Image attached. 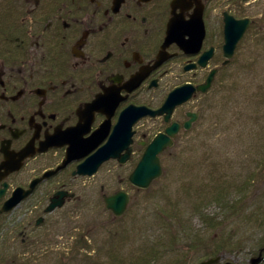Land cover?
<instances>
[{
	"label": "flooded vegetation",
	"instance_id": "obj_1",
	"mask_svg": "<svg viewBox=\"0 0 264 264\" xmlns=\"http://www.w3.org/2000/svg\"><path fill=\"white\" fill-rule=\"evenodd\" d=\"M254 1L0 0V228L7 223L8 236L20 237L21 245L36 243L35 228L59 208L47 212L51 199L60 192L64 204L76 198L74 181L112 167L118 184L131 185L129 176L157 135L169 136L176 124L174 147L203 130L207 98L228 65L225 16L254 20ZM212 72L209 90L199 91ZM182 88L195 90L187 101L142 117ZM113 135H130L128 147L120 145L119 157L129 151L126 162L111 158L91 176L79 173ZM117 192L102 193L103 202Z\"/></svg>",
	"mask_w": 264,
	"mask_h": 264
},
{
	"label": "rangeland",
	"instance_id": "obj_2",
	"mask_svg": "<svg viewBox=\"0 0 264 264\" xmlns=\"http://www.w3.org/2000/svg\"><path fill=\"white\" fill-rule=\"evenodd\" d=\"M253 5L257 23L207 98L204 129L159 156L161 176L139 189L118 184L106 167L71 182L76 198L43 217L36 243L21 245L20 237L8 236L7 223L1 226L0 257L7 264H108L112 246L117 259L126 260L143 245L154 249L148 264H198L218 245L227 250L217 264H249L264 246V0ZM119 190L130 200L115 217L102 193ZM159 239L163 248L155 246Z\"/></svg>",
	"mask_w": 264,
	"mask_h": 264
},
{
	"label": "water",
	"instance_id": "obj_3",
	"mask_svg": "<svg viewBox=\"0 0 264 264\" xmlns=\"http://www.w3.org/2000/svg\"><path fill=\"white\" fill-rule=\"evenodd\" d=\"M252 24L250 19L243 20H235L231 16H225L224 20V44H223V57L225 58L224 64H227L230 59H232L237 44L242 39L246 30ZM190 29V25H189ZM172 32V31H171ZM171 35V34H170ZM202 36V32H201ZM199 37V41H200ZM192 40L186 41V48L190 46ZM209 55L206 56V60L209 58ZM206 64V63H203ZM213 77V72L208 77L206 83L199 88V91L206 92L208 88L211 86ZM195 90L189 88H182L178 90L172 91L167 97L164 105L158 112H143L142 117L147 116L148 114L151 116H155L156 114H162L163 111L171 112L172 109L181 102L187 101ZM192 120L185 123V127L189 128ZM178 130V126L173 124L169 129H167V135H157L152 142L146 147L139 163L129 176V181L135 187L140 189H146L150 186V184L157 180L162 174V168L160 164L159 155L166 149L170 148L173 145L171 137L176 134ZM126 142V146L128 147L130 141V135H120V136H111L106 146H104L96 155L88 158L84 163H82L78 170L79 173L88 174L89 176L93 175L99 164L104 160H109L111 158H117L119 162L124 163L128 158L129 151L127 150L126 155L119 157V153L122 151L120 145L123 142ZM35 184L28 191H24V195L20 196V192H15V194L19 195L17 198L12 199L5 207L4 210H10L13 206H15L18 202H20L25 196L29 195L33 189ZM22 191V190H19ZM63 192L57 193L52 199L49 207L46 209L47 212L54 210L57 207H61L63 204V199L61 196ZM106 209L110 210L114 216H121L129 203V195L124 191H119L111 196L104 195L103 197ZM220 257H215L209 259L207 261H203L199 264H214L219 261ZM261 261H264V258L259 255L256 258H252L249 264H259ZM231 264V263H226Z\"/></svg>",
	"mask_w": 264,
	"mask_h": 264
},
{
	"label": "trees",
	"instance_id": "obj_4",
	"mask_svg": "<svg viewBox=\"0 0 264 264\" xmlns=\"http://www.w3.org/2000/svg\"><path fill=\"white\" fill-rule=\"evenodd\" d=\"M261 22L264 23V21H262V19H261ZM253 27H254V25H253ZM172 241H173V239H169V243H167V244L165 243V246L166 247H171L172 246ZM77 245H83V242H82L81 238L78 239ZM144 246L145 245H143L138 250V252L136 251L134 256H131V257H129L126 260L124 258L122 260H118L117 257L114 255L115 249H113V246H112L111 247V253L108 254V255H110L108 264H148L149 262L147 260V257H149V260H150V257L152 256V254H154V249L149 247L150 250L148 251L146 249H143ZM155 246L157 248L158 247L159 248L160 247L163 248L164 247V241L162 239H159L158 242L155 244ZM217 248H220V249L215 251V253H212L211 256H216V255L220 254L222 251L227 250V247L225 245H222V246L218 245ZM145 261H147V262H145ZM180 262H183L182 259H178L176 261H170L167 264H180Z\"/></svg>",
	"mask_w": 264,
	"mask_h": 264
}]
</instances>
